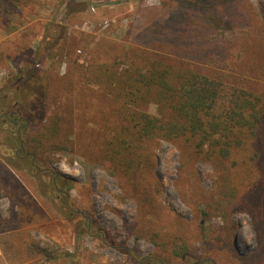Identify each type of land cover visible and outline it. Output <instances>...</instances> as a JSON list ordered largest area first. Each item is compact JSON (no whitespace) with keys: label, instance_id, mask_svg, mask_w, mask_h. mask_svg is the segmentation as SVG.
I'll use <instances>...</instances> for the list:
<instances>
[{"label":"rangeland","instance_id":"obj_1","mask_svg":"<svg viewBox=\"0 0 264 264\" xmlns=\"http://www.w3.org/2000/svg\"><path fill=\"white\" fill-rule=\"evenodd\" d=\"M212 1L196 9L186 8L184 0H88L87 8L70 18L69 27L106 40L102 58L131 45L166 49L228 82L262 89L264 0H222L213 8ZM54 3L28 0L14 17L16 27L0 24V86L19 65L21 52L36 45L35 35L42 31L41 21L51 17ZM189 8L198 18L212 8L220 20L204 32L185 36L182 21ZM67 67L62 62L56 69L63 73ZM80 88L75 101L80 116L74 115L69 135L76 142L74 151L56 154L48 163L34 160L31 166L28 155L21 153L22 143L18 147L14 132L9 133V117L0 116V264H264L262 187L245 192L237 209L210 218L193 214L185 202V187L176 181L178 150L163 140L156 145L154 169L162 183L161 202L185 220L194 249L182 261L162 263L149 239L154 230L150 216L138 214V202L123 193L107 165L90 162L83 154L90 140L84 126L96 125L95 107L107 100L98 88ZM155 109L149 104L151 113ZM211 174L209 164L195 163L184 174V190L210 189ZM53 175L71 184L57 187Z\"/></svg>","mask_w":264,"mask_h":264},{"label":"trees","instance_id":"obj_2","mask_svg":"<svg viewBox=\"0 0 264 264\" xmlns=\"http://www.w3.org/2000/svg\"><path fill=\"white\" fill-rule=\"evenodd\" d=\"M27 1L0 0V24L13 25ZM184 1L186 8L209 5V0ZM219 1H212V8ZM87 6L88 0H55L51 17L41 21L42 31L35 35L36 45L21 52L19 65L0 86V114L9 117V133L14 132L15 144L22 143L21 153L34 167V160L48 163L56 154L74 151L76 142L69 135L74 115L80 116L75 103L80 87L98 88L107 103L95 107L96 125L84 126L90 140L83 154L90 162L107 165L123 193L138 202V214L150 216L154 230L149 239L156 257L162 263L182 261L194 248L185 220L161 202L156 145L163 140L176 147V181L185 188L189 167L197 162L211 166L210 189H183L193 214L210 218L240 207L245 192L264 190V87L228 82L166 49L131 45L102 58L106 40L69 27L70 18ZM212 8L202 10L200 18L189 8L182 34L196 35L214 26L220 18ZM62 62L68 67L59 73L56 67ZM151 103L155 113L148 110ZM53 177L57 187L71 184Z\"/></svg>","mask_w":264,"mask_h":264},{"label":"flooded vegetation","instance_id":"obj_3","mask_svg":"<svg viewBox=\"0 0 264 264\" xmlns=\"http://www.w3.org/2000/svg\"><path fill=\"white\" fill-rule=\"evenodd\" d=\"M0 116H1V114H0ZM3 118V117H2ZM5 118H7V115H5ZM4 119V118H3ZM13 122L15 123V124H17V119L14 117V119H13ZM20 146H21V143H20ZM19 150V149H18ZM18 152H21L20 150L18 151ZM17 152H15V154H16ZM24 155V154H23ZM24 156H26V155H24Z\"/></svg>","mask_w":264,"mask_h":264}]
</instances>
